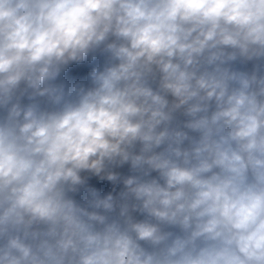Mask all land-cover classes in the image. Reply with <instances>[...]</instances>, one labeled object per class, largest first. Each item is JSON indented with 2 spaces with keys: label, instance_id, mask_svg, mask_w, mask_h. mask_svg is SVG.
Returning <instances> with one entry per match:
<instances>
[{
  "label": "clouds",
  "instance_id": "clouds-1",
  "mask_svg": "<svg viewBox=\"0 0 264 264\" xmlns=\"http://www.w3.org/2000/svg\"><path fill=\"white\" fill-rule=\"evenodd\" d=\"M0 264H264V0H0Z\"/></svg>",
  "mask_w": 264,
  "mask_h": 264
}]
</instances>
